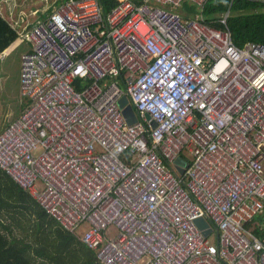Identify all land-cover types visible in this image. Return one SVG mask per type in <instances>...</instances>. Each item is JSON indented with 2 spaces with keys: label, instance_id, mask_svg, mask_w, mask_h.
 <instances>
[{
  "label": "built area",
  "instance_id": "2783aa9c",
  "mask_svg": "<svg viewBox=\"0 0 264 264\" xmlns=\"http://www.w3.org/2000/svg\"><path fill=\"white\" fill-rule=\"evenodd\" d=\"M117 1L33 26L0 168L101 264H264V45L209 0Z\"/></svg>",
  "mask_w": 264,
  "mask_h": 264
},
{
  "label": "trees",
  "instance_id": "16d2710c",
  "mask_svg": "<svg viewBox=\"0 0 264 264\" xmlns=\"http://www.w3.org/2000/svg\"><path fill=\"white\" fill-rule=\"evenodd\" d=\"M4 1L10 10L12 27L23 32L31 27L41 8H31L30 0ZM104 12L118 4L117 0H100ZM19 3V4H18ZM53 2L48 0L47 6ZM185 15L193 9L184 5ZM27 11V12H26ZM230 12L227 25L234 44L240 48L250 41L264 45V0H209L205 4V20L224 29L222 16ZM0 14H4L0 9ZM31 30H29L30 32ZM27 33V37L28 34ZM264 213L248 225L264 239ZM0 264H101L94 250L83 244L0 168Z\"/></svg>",
  "mask_w": 264,
  "mask_h": 264
},
{
  "label": "rangeland",
  "instance_id": "374dc122",
  "mask_svg": "<svg viewBox=\"0 0 264 264\" xmlns=\"http://www.w3.org/2000/svg\"><path fill=\"white\" fill-rule=\"evenodd\" d=\"M17 1V0H16ZM21 5L26 4L29 0H20ZM65 0H51L53 2L51 5L44 6L47 10H53L58 7ZM47 0H32L30 6H27V11L33 8H40L43 4H47ZM19 4V3H18ZM6 3L3 1L0 3V9L6 11ZM5 7V9H4ZM48 10V11H49ZM26 11V12H27ZM51 13V12H49ZM48 13V14H49ZM43 17L46 16V13H42ZM41 14L39 17L37 14L30 16L29 20L40 21ZM42 20V19H41ZM38 22V21H37ZM37 24V23H36ZM24 36V35H23ZM18 37V36H16ZM15 37V38H16ZM28 43H20V39H17L14 44L9 49L5 51L2 50L0 54V133L7 126L6 123L8 120H11L15 116V119L20 115L21 103H20V94H19V85H20V63H22V56L28 51ZM5 53L4 57L2 54ZM184 155L191 159V156L188 152H185ZM264 226V224H263ZM214 240V237H211Z\"/></svg>",
  "mask_w": 264,
  "mask_h": 264
},
{
  "label": "crops",
  "instance_id": "0c3cea01",
  "mask_svg": "<svg viewBox=\"0 0 264 264\" xmlns=\"http://www.w3.org/2000/svg\"><path fill=\"white\" fill-rule=\"evenodd\" d=\"M48 1V0H47ZM3 2V1H1ZM28 2V1H27ZM30 2H32V0H30ZM187 4V3H185ZM184 4V5H185ZM191 9H193V12L196 13L197 11V7L196 6H193V5H190V4H187ZM44 6H47L46 4H43L42 7H40L42 10H40L42 13H46V16L48 15L49 12H52L53 10H55V8L53 10H47V8H45ZM5 9V7H4ZM4 14H0V54L2 53V50L6 47V46H11L12 44L15 43V41L17 39H20V43L24 44V43H28V52H31L32 51V46H31V43H30V40L29 38L27 37V33L29 32V30H31L33 28V26L37 23V21H39V19H37L36 21H33L31 27L27 30H24L23 32H18L17 30H15L13 27H12V24H11V21L9 19V13H10V10L8 9V7L6 6V11H2ZM40 13V12H39ZM230 14V12H227ZM226 13V14H227ZM41 14V13H40ZM198 14H201L204 18H205V15H204V10L203 12H198ZM38 16V15H37ZM45 16V17H46ZM39 17V16H38ZM43 17V15L41 14V17H40V20L45 18ZM24 35V36H23ZM18 36V37H16ZM16 37V38H15ZM10 47H7L5 48L3 51H5L6 49H9ZM5 53L2 54V57H4ZM19 94H20V85H19ZM20 103H21V109H20V113L22 111V109L24 108V105H25V102L24 100L22 99L21 95H20ZM16 119H15V116L11 118V120H8L7 123H6V127L7 128L12 122H14ZM4 128V129H5ZM3 129V130H4ZM29 195V194H28Z\"/></svg>",
  "mask_w": 264,
  "mask_h": 264
},
{
  "label": "water",
  "instance_id": "95a60500",
  "mask_svg": "<svg viewBox=\"0 0 264 264\" xmlns=\"http://www.w3.org/2000/svg\"><path fill=\"white\" fill-rule=\"evenodd\" d=\"M120 105L123 106L124 104L121 103ZM126 112H128V111H126V109H125V110H124V113L126 114ZM133 121H134V120H130V123L133 122Z\"/></svg>",
  "mask_w": 264,
  "mask_h": 264
},
{
  "label": "clouds",
  "instance_id": "9594fccd",
  "mask_svg": "<svg viewBox=\"0 0 264 264\" xmlns=\"http://www.w3.org/2000/svg\"><path fill=\"white\" fill-rule=\"evenodd\" d=\"M259 217V216H258Z\"/></svg>",
  "mask_w": 264,
  "mask_h": 264
}]
</instances>
